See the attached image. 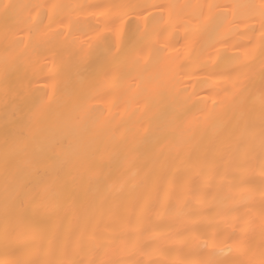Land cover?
<instances>
[{"label":"bare ground","instance_id":"bare-ground-1","mask_svg":"<svg viewBox=\"0 0 264 264\" xmlns=\"http://www.w3.org/2000/svg\"><path fill=\"white\" fill-rule=\"evenodd\" d=\"M239 247L264 264V0H0V264Z\"/></svg>","mask_w":264,"mask_h":264},{"label":"snow or ice","instance_id":"snow-or-ice-1","mask_svg":"<svg viewBox=\"0 0 264 264\" xmlns=\"http://www.w3.org/2000/svg\"><path fill=\"white\" fill-rule=\"evenodd\" d=\"M3 9H4V16L5 18H7L10 14V10L14 7L13 5H9V4H3L2 5ZM114 8H121L123 6L120 5H114ZM127 13H125L126 15ZM120 19H123V16L120 17ZM113 54V49L112 48H108L105 47L102 49V51L100 52V54H98L97 57V62L93 63L92 61L87 62L86 64L83 65V71L88 72L90 74H95L96 72L100 71L103 69L105 61L107 60V57L109 55ZM18 212H13L12 215H18ZM23 220L24 222H28V217L25 215L23 216ZM22 249H16L17 252L21 251ZM231 251V248H229V252ZM237 251L240 253V258H238L237 260L231 262V264H250V262L246 259H244L243 257L246 255L245 250L243 249V247H239L237 249ZM219 255H223V249L220 250V252L218 253ZM7 264H35V262H30V261H26L23 259H19V260H15V261H8ZM215 264H224L223 261L217 260L215 261Z\"/></svg>","mask_w":264,"mask_h":264}]
</instances>
